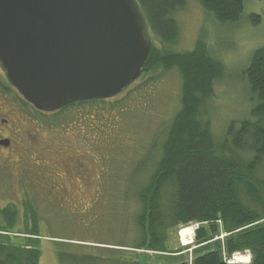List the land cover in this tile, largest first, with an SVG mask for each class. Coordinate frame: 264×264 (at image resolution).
Instances as JSON below:
<instances>
[{"label": "rangeland", "instance_id": "1", "mask_svg": "<svg viewBox=\"0 0 264 264\" xmlns=\"http://www.w3.org/2000/svg\"><path fill=\"white\" fill-rule=\"evenodd\" d=\"M252 12L261 15L256 24L246 18L238 23H220L199 0H188L175 12L179 35L170 46L177 51L189 50L203 36L224 63V75L216 81L215 96L209 101L213 131L218 136L231 120L249 117L253 105L244 69L251 51L264 44V0H246L244 15ZM151 75L156 78L149 81L144 93L128 94L124 90L112 98L125 101L117 105L98 102L90 111L89 105L82 107L62 114V123L55 120L56 125H50L48 119L42 123L39 117L44 113L34 115L19 98L12 115L1 114L15 121L19 137L13 149L0 147V207L16 210L15 222L10 225L0 218L1 227L17 231L15 234L37 233L40 264H124L126 259H135L139 251L128 248L140 240L135 222L141 208L137 192L148 181L167 127L181 106L180 70L176 66L159 67L147 78ZM0 77L4 80L3 75ZM8 101L0 97V108H12ZM33 160H41L44 169V179L37 187L29 180L30 171L22 170ZM261 168L264 174V164ZM54 169L58 171L59 189L52 190L48 182L54 180L50 172ZM27 199L35 203L31 204L32 213L26 209ZM26 210L29 217H25ZM190 225L170 233V248L189 246L181 236ZM186 253L190 261L191 251ZM85 255L92 258H72Z\"/></svg>", "mask_w": 264, "mask_h": 264}, {"label": "trees", "instance_id": "2", "mask_svg": "<svg viewBox=\"0 0 264 264\" xmlns=\"http://www.w3.org/2000/svg\"><path fill=\"white\" fill-rule=\"evenodd\" d=\"M187 1L140 0L152 42L138 83L126 90L128 94L140 90L144 93L149 81L156 78L154 75L147 78L148 74L159 67L176 66L182 75V94L181 106L167 127L149 179L137 192L141 208L135 222L140 240L131 247L152 252H137L134 260L126 259L124 264H188L186 254L179 253L183 249L170 248V233L196 222L199 226L195 230L193 264H264V174L261 168L264 164V44L251 51L244 69L253 100L249 117L231 120L218 136L213 131L209 101L215 96L216 81L224 75V63L213 54L203 36L198 37L189 50L177 51L170 46L179 35L175 12ZM199 1L223 24L238 23L243 18L252 24L261 20L256 12L244 15L246 0ZM4 80L0 81V97L14 90L15 100L19 98V102L30 105L5 76ZM112 99L73 101L51 113L33 110L44 113L45 116L39 117L42 123L48 119L50 125H56L55 120L61 121L62 114L75 113L88 105L87 111H90L98 102L117 105L121 98ZM28 166L29 180L35 181L37 187L44 179L42 161L33 160ZM35 175L40 178L38 181ZM31 204L35 203L27 199L28 213L34 211ZM26 212L25 217H29ZM15 215L16 210L11 206L0 207V218L10 225L15 222ZM14 232L17 231L5 229L0 223V264H40L38 234ZM223 232L227 234L218 237ZM247 250L251 253L249 263L226 260L235 252ZM59 257L63 256L59 254ZM72 258L89 261L92 257Z\"/></svg>", "mask_w": 264, "mask_h": 264}, {"label": "water", "instance_id": "3", "mask_svg": "<svg viewBox=\"0 0 264 264\" xmlns=\"http://www.w3.org/2000/svg\"><path fill=\"white\" fill-rule=\"evenodd\" d=\"M150 46L140 0H0V67L42 110L117 95Z\"/></svg>", "mask_w": 264, "mask_h": 264}, {"label": "flooded vegetation", "instance_id": "4", "mask_svg": "<svg viewBox=\"0 0 264 264\" xmlns=\"http://www.w3.org/2000/svg\"><path fill=\"white\" fill-rule=\"evenodd\" d=\"M3 71L0 69V76L3 75ZM4 76V75H3ZM0 81H1V77H0ZM15 92L14 90L10 93H6L5 97L9 99V105L13 106L12 108H0V116L2 113H5L6 115H12L14 112V109L18 103L15 100ZM14 96V98H13ZM10 97H12V99H10ZM17 109V107H16ZM9 110V111H8ZM6 124V125H5ZM17 131H18V125L15 123V121L10 122V118L9 117H0V140H4L6 143H0V147L3 148H8V147H13L14 143L17 141ZM19 139V137H18ZM13 149V148H12ZM29 166H25L22 167V170H26L28 169ZM50 172L52 173V176L54 178V180L52 182H48V188L55 190V189H59L58 185L59 182L56 179V175L58 174V171L56 169L54 170H50ZM189 247L184 248L182 251H180L179 253H186ZM187 254V253H186Z\"/></svg>", "mask_w": 264, "mask_h": 264}, {"label": "bare ground", "instance_id": "5", "mask_svg": "<svg viewBox=\"0 0 264 264\" xmlns=\"http://www.w3.org/2000/svg\"><path fill=\"white\" fill-rule=\"evenodd\" d=\"M194 231H195V226L194 225L188 226L186 229H184L182 231V233H183V235L181 236L182 237V240L185 243L192 242L193 236H194ZM234 257H235L234 260H230V262L235 261V260H237V261H248L249 258H250V256L248 257L247 254H236Z\"/></svg>", "mask_w": 264, "mask_h": 264}]
</instances>
